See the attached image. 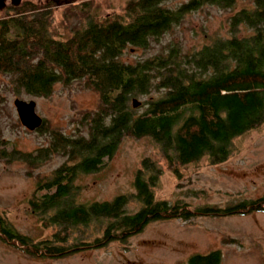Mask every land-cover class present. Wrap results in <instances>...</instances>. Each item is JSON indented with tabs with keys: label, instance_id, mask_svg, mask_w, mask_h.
Instances as JSON below:
<instances>
[{
	"label": "trees",
	"instance_id": "obj_1",
	"mask_svg": "<svg viewBox=\"0 0 264 264\" xmlns=\"http://www.w3.org/2000/svg\"><path fill=\"white\" fill-rule=\"evenodd\" d=\"M170 1L125 0L121 11L107 16L92 12V0L68 4L61 22L68 16L74 22H66V35L55 31L54 0H22L0 9V73L6 78L0 81V161L26 165V175L35 181L28 205L44 226L57 227L51 239L32 242L0 216L4 237L31 245L27 250L32 253L58 255L75 228L79 233L70 246L98 247L113 239L125 241L154 220L264 210V193L225 206L193 208L158 199L153 187L162 168L150 155L141 158L134 172V191L108 200L76 201L77 177L98 171L125 136L150 137L178 175V165L203 155L210 163L224 161L236 136L264 122V0H249L250 6L230 15L228 37L189 52L171 40L157 52L125 59L130 51L149 49L186 13L205 4L230 8L237 0H182L174 7ZM240 29L247 33L240 34ZM74 81L98 95L97 106L80 113L75 132L50 127L42 118L34 130L47 132L46 144L22 150L9 142L4 134L7 92L49 97L56 83ZM133 97L141 101L139 106H132ZM20 124L17 120L15 126ZM55 155L64 161L39 175L37 169ZM130 201L139 204L133 212L127 211ZM93 220L103 225L102 233L85 240L83 226ZM221 257L213 249L192 254L187 262L220 264Z\"/></svg>",
	"mask_w": 264,
	"mask_h": 264
},
{
	"label": "rangeland",
	"instance_id": "obj_2",
	"mask_svg": "<svg viewBox=\"0 0 264 264\" xmlns=\"http://www.w3.org/2000/svg\"><path fill=\"white\" fill-rule=\"evenodd\" d=\"M22 1V0H21ZM82 0H54L53 21L56 33L69 34L66 22H74L68 16L61 22L68 4ZM182 0H171L176 6ZM70 2V3H68ZM125 0H92V12L98 16L121 11ZM10 1L7 0V5ZM249 0H237L230 8L205 4L197 10L186 13L181 21L161 35L147 50L128 52L127 60L143 57L166 46L171 40L179 42L182 50L192 51L211 43L219 37L230 35L229 17L243 6H250ZM71 23V24H72ZM240 34L247 33L240 29ZM6 80L0 73V81ZM10 92V91H9ZM7 92V111L4 116V134L15 147L33 150L48 141L47 132L29 130L20 122L13 100L14 94ZM34 99L35 111L45 118L50 127L66 133L76 129L80 113L97 106L98 95L84 88L79 82L70 85L56 83L49 97L19 96ZM141 106L139 110L141 111ZM232 152L218 163H210L207 155L184 165H178V175L167 166L158 146L148 136L135 138L125 136L116 152L96 172L81 174L76 179L80 186L76 194L78 203H89L113 198L120 193L134 191V172L143 156L155 158L162 173L153 187L154 196L169 202H185L189 208L199 205L225 206L242 200L255 199L264 193V122L232 141ZM55 155L37 172L46 175L64 161ZM26 165L20 161L6 164L0 161V216L16 231L30 237L32 241L46 239L57 230L56 226H44L39 216L28 205L35 181L25 173ZM139 207L136 201L127 204V211ZM94 220L84 227L85 240L99 236L103 225ZM82 226L79 227L83 228ZM77 228L65 244L68 248L78 235ZM82 234V233H81ZM31 246L11 245L0 240V264H188L192 254H206L219 249L220 264H264V210L246 214L226 216L198 215L188 220L182 218L154 220L142 231L130 235L125 241L110 240L99 247H89L62 256L44 257Z\"/></svg>",
	"mask_w": 264,
	"mask_h": 264
},
{
	"label": "water",
	"instance_id": "obj_3",
	"mask_svg": "<svg viewBox=\"0 0 264 264\" xmlns=\"http://www.w3.org/2000/svg\"><path fill=\"white\" fill-rule=\"evenodd\" d=\"M10 4L18 5L21 0H9ZM7 5V0H0V9ZM141 101L133 97L131 99V104L133 107L139 106ZM18 118L22 125H24L29 130H34L42 123V117L35 111V100L34 99H22L15 97L13 100Z\"/></svg>",
	"mask_w": 264,
	"mask_h": 264
},
{
	"label": "flooded vegetation",
	"instance_id": "obj_4",
	"mask_svg": "<svg viewBox=\"0 0 264 264\" xmlns=\"http://www.w3.org/2000/svg\"><path fill=\"white\" fill-rule=\"evenodd\" d=\"M38 216V215H37ZM23 234V233H22ZM24 235V234H23ZM52 235V234H51ZM26 236V235H25ZM28 237V236H27ZM46 239H51V236L50 237H48V238H46ZM0 240H2L3 242H5V243H8V244H11V245H16V246H18L19 247V244L21 245V246H27V245H29V244H24V243H19V240L17 239V238H15L13 241H12V239H8V238H6V237H4L1 233H0ZM29 240H31V238L29 237ZM32 242H34V241H32ZM29 246H31V245H29ZM95 247V246H94ZM99 247V246H98ZM31 248H32V246H31ZM87 248H89L88 247V245L87 244H80V245H72V246H69L68 248H64L62 251H60L59 253H58V255H41V254H39V255H41V257L42 256H44V257H53V256H62V255H65V254H63L64 252H66V253H68L69 252V250H72L73 252H75V251H78V250H81V249H87ZM68 251V252H67ZM35 254H38V252L37 253H35ZM45 264H50V262H46Z\"/></svg>",
	"mask_w": 264,
	"mask_h": 264
}]
</instances>
